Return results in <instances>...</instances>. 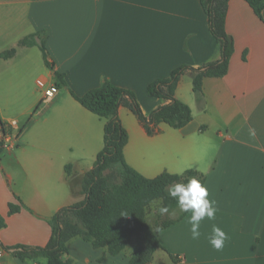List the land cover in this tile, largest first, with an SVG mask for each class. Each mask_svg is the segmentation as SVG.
I'll return each instance as SVG.
<instances>
[{"label":"crops","instance_id":"obj_1","mask_svg":"<svg viewBox=\"0 0 264 264\" xmlns=\"http://www.w3.org/2000/svg\"><path fill=\"white\" fill-rule=\"evenodd\" d=\"M262 17L245 0L229 1L226 31L235 51L228 74L203 81V105L192 76L181 78L176 98L193 112L186 127L162 123L150 135L130 109H119L131 168L147 179L195 171L218 205L214 220L201 221L198 240L191 238L190 212L162 231L166 251H157L153 264L165 254L182 264H264V11ZM37 32L47 36L53 69L39 47L19 46ZM12 49V58L1 57ZM219 59L201 0H0V142L21 130L18 147H2L0 154V264H47L22 262L3 248L45 247L51 218L85 199L82 178L104 148L105 121L72 93L83 97L109 81L134 92L148 116L165 104L147 94L149 84L180 66L199 68ZM56 74L65 84L58 86ZM50 88L55 97L45 101ZM14 121L17 128L10 127ZM249 127L256 129L255 139ZM10 204L21 211L11 215ZM213 225L229 237L219 251L208 239ZM68 251L72 264H131L132 245L113 256L76 238Z\"/></svg>","mask_w":264,"mask_h":264},{"label":"trees","instance_id":"obj_2","mask_svg":"<svg viewBox=\"0 0 264 264\" xmlns=\"http://www.w3.org/2000/svg\"><path fill=\"white\" fill-rule=\"evenodd\" d=\"M230 0H201L208 16L209 28L220 53V59L199 68L180 66L166 79H158L147 87V94L161 99L165 104L146 116L134 92L117 87L109 81L97 89L78 97L72 93L84 108L105 121L104 148L96 162L82 178V202L62 208L50 220L52 235L45 247H5L4 252L22 262L44 259L47 264H72L68 259V244L81 238L95 248H106L116 256L132 245L131 264H153L157 251H166L159 240V234L181 222L189 212H182L177 219H168L160 225L151 226L147 212L152 201L162 200L165 206L175 210L177 202L167 194V187L174 182L187 183L198 176L195 171L184 175L162 174L147 179L131 168L125 159V147L129 137L120 118L119 109H130L143 124L148 134L153 135L158 125L164 123L173 129H182L193 121L192 109L176 98L181 78L190 74L193 90L200 105L204 103L203 81L206 78H222L228 74L231 58L235 51L233 38L226 31L227 12ZM254 13L262 20L264 0H245ZM46 35L37 32L20 41L19 46H37L42 52L47 67L53 69L46 48ZM16 49L6 51L1 57L12 58ZM59 85L65 84L61 75L56 74ZM2 146L0 144V154ZM67 171L69 167L66 168ZM198 180L204 184V177ZM21 211V206L10 204V214ZM5 222L0 216V229ZM16 249L15 252H11ZM175 264H182L178 257L170 255Z\"/></svg>","mask_w":264,"mask_h":264},{"label":"clouds","instance_id":"obj_3","mask_svg":"<svg viewBox=\"0 0 264 264\" xmlns=\"http://www.w3.org/2000/svg\"><path fill=\"white\" fill-rule=\"evenodd\" d=\"M249 137L255 139L257 131L253 127L248 129ZM176 175H182V170H178ZM168 196L177 202V206L182 212H190L188 223L191 225L190 232L193 240H198L201 236V221L205 218L214 220L218 211L215 200H210L208 188L196 177H192L185 183L174 182L166 189ZM154 211H158L161 216H175V210L165 206L162 201H152ZM228 235L218 226L213 225L211 235L208 237L209 243L216 249L222 250Z\"/></svg>","mask_w":264,"mask_h":264},{"label":"rangeland","instance_id":"obj_4","mask_svg":"<svg viewBox=\"0 0 264 264\" xmlns=\"http://www.w3.org/2000/svg\"><path fill=\"white\" fill-rule=\"evenodd\" d=\"M32 92H35V93H38L39 95H41L42 91L38 88V87H32ZM46 101V100H45ZM35 116L34 117H26L25 119H23L24 121H21V124H20V128H23L24 125H29L31 123H33V121L35 120ZM20 129H15L13 132L14 134L15 133H20ZM6 160H9L10 157L8 156V154H4V157ZM159 201H162V200H157V202ZM181 211L180 210H175V216L174 217H177L179 215ZM174 217H169L168 215H164V216H161L159 214L158 211H154V206L153 204H151V206L149 207L148 209V212H147V220H148V223L151 225V226H155L156 224L160 225L163 221L165 220H168V219H172ZM163 251V250H161ZM163 252L160 253V256H163ZM158 264H175L171 257L170 256H166V254L163 256V259H160L158 261Z\"/></svg>","mask_w":264,"mask_h":264},{"label":"built area","instance_id":"obj_5","mask_svg":"<svg viewBox=\"0 0 264 264\" xmlns=\"http://www.w3.org/2000/svg\"><path fill=\"white\" fill-rule=\"evenodd\" d=\"M46 82L44 80L40 81V86L44 87ZM55 97V90L53 88L46 89L45 91V100L52 99ZM11 128H17V123L14 121L10 124ZM20 133H7L5 134L1 139V145L3 149L12 151L18 147V139H19ZM2 254H0V257Z\"/></svg>","mask_w":264,"mask_h":264},{"label":"water","instance_id":"obj_6","mask_svg":"<svg viewBox=\"0 0 264 264\" xmlns=\"http://www.w3.org/2000/svg\"><path fill=\"white\" fill-rule=\"evenodd\" d=\"M15 251H16V249H12V250H11L12 253L15 252Z\"/></svg>","mask_w":264,"mask_h":264}]
</instances>
